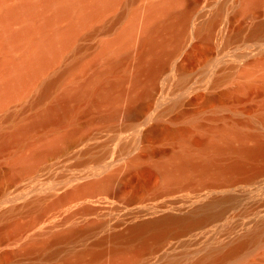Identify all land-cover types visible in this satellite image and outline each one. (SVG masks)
<instances>
[{
  "label": "rangeland",
  "instance_id": "rangeland-1",
  "mask_svg": "<svg viewBox=\"0 0 264 264\" xmlns=\"http://www.w3.org/2000/svg\"><path fill=\"white\" fill-rule=\"evenodd\" d=\"M12 1L14 0H9V2ZM157 1L120 0L112 9L100 15L99 18H96L91 25L86 26L87 28L84 27L83 30L81 29L78 36L61 51L56 60L40 76L31 81L18 94L6 96L7 98L4 97L3 102L1 101L0 139L9 135L19 125L32 120L42 110L50 107L51 104L53 105L58 102L56 99H59L60 94L65 88L72 85V83L75 81L82 82L89 77L95 68L102 67L106 57L98 56L97 58L98 53H100L99 51L102 49L101 45L103 44L102 46H104L106 41L115 39L117 34L121 33L128 25L129 20L133 17L132 15H135L133 13L143 14L145 11L143 9H146L149 4L156 3ZM245 2L244 0H185L183 3L184 6L182 5L181 8H191V10L188 9V17L190 19L186 17L187 21L183 22L186 27L182 24L183 29L181 28L180 31L181 33L186 31L187 34L182 33L179 35H182L183 38L187 37V40L186 38L183 40L181 38L182 36H179L180 40H178V37L177 42L174 40L167 46V51L171 52L180 41L182 51L180 49L173 57H165L167 59L164 58L166 62L163 59L162 67L159 69L161 72L163 71L162 69L164 71L163 73L159 71L160 75L157 72L158 74L155 77H158V79L154 78V81H147L150 84L146 85V83V86L143 84V90L138 89V87H136L137 89L130 88V81L127 80L125 83L127 90L121 96L119 105L117 106L118 108L113 110L112 113L105 107H91L90 100L85 99L77 105L75 110L62 123L37 125L31 130L25 141L20 143H7L0 146V198L2 199H0V209L2 208L1 211L7 210L6 213L9 212L8 214L12 216L7 214L8 220L10 219L12 222L13 218V222L15 221V225L17 224L16 226L18 227V231L15 230L18 234H16L14 229H11L15 232L14 236L11 237L8 233L10 232L12 234L14 232H11L9 228H12L14 224L12 222L11 225L9 224L11 227H9L8 223L10 222L8 220H4L3 222V219L7 218L6 213L5 215L3 214L5 218L1 216L3 219L0 218L2 221L0 224L7 223L4 225V228L8 227V230H0L2 232L4 231V235L6 234L4 236L0 232L2 236L0 238V264H113L114 261L111 260L112 257L108 249L117 248L120 244H123L121 241L125 245L128 243L126 245L127 247L131 244L130 246L132 248L137 246V249L142 247L143 250L139 248L140 251H138L139 249L135 250V248L132 249L129 246L131 248L130 250V248H124L126 247L125 245H120L119 249L123 246L121 248L122 252L125 250L124 253H131L134 250L136 255H133L132 252V257L139 256L141 259L135 260L137 257L135 259L134 257L132 258L130 253L126 255L122 254V256L119 253H115L116 257L118 255L120 256V258L117 257V261L118 259L121 260L123 256H129L128 258L134 259V264H169L170 261L171 264L173 263L172 261L176 264H193L198 260L197 257L201 256L202 258L207 255L206 253V255L203 254V251L210 253L215 249L220 250L222 247L224 248V245L227 247L229 243L231 244L232 240L235 241L239 236H245L251 230H254V227L255 229H264L261 228L264 227V174L258 172L259 167L264 166L263 160L254 162L258 167L255 165L253 168L251 167L240 172L237 171L231 173V175H194L187 184L177 185L170 191H163L164 187L168 185V181L162 173L156 168V171L154 169L155 163L157 164L158 161H161L165 157V154L169 153V149V151H173L178 147L175 142L169 139L172 131L177 128L180 129L189 123L191 125V122L193 123L191 125L192 127L193 125L195 127L198 123L199 126L201 125L200 127L204 128L203 130L202 128H198L199 126L197 124V129L193 128L195 131L201 129L200 131L202 133H207L213 127L212 125L214 123L212 121L214 120V122L218 123L219 120L220 122L221 119L219 117L222 115L226 116H223L224 121L220 122L222 124H227V121L230 123L232 120L230 124H235L236 126L241 118L243 119L242 124L241 122L238 123L237 127L240 125L239 128L244 131L248 132L250 130V133L259 132V136L264 135V123L261 120L259 121L257 117L262 113L259 111V103L257 102H260L261 94L264 96V72L262 71L264 63H261L264 60V45H262L263 48L261 47V44H264V27H260L264 23V0H261L256 5H250L248 0V3ZM243 5L245 8H243ZM139 10H141V13ZM38 21H41V19L39 18ZM213 23L214 25H218L219 29L211 33L212 25L210 24ZM22 24V21H15L14 24H11V27H16L17 29ZM140 24L138 21V28ZM64 26H66V22L63 21L58 25L59 28H63ZM184 28L187 29L184 30ZM47 30L48 28L45 31L46 34L52 32L51 28L49 32ZM208 30L210 33H208ZM254 30L255 32L253 33L252 31ZM138 34H136L137 38ZM209 34L213 35H211L212 38ZM248 35L249 37H247ZM253 36L255 40L258 39L259 41L253 40ZM261 36L262 41L260 39ZM247 38H251L250 41L249 39L247 41ZM138 40H134V45L137 46L134 48L132 44L133 49L131 51L132 47L130 48L131 53L128 56L129 58L125 59L115 72L106 75L104 80H112L120 76H130L132 74V68L135 65L134 63L141 49ZM185 40L187 42L183 43ZM254 44L258 45H256L257 48ZM0 50V57L4 58L9 55L8 53L4 54L5 51L2 54V49ZM9 53L15 58H20L23 55V48L20 52L17 49L15 52ZM260 56L263 59L262 61H260ZM256 59L260 60L257 61ZM171 60L175 62L171 63ZM1 62L0 68L3 69ZM96 62H98V65H96ZM248 62L252 66H249L250 64L248 65ZM258 62L263 65V68L259 67L260 64ZM254 63L256 65L259 64V66L253 65ZM166 65L170 66L166 67ZM87 67L89 71H86V69L88 70ZM84 69L85 72H83H87L85 76L81 73ZM246 69L247 73H244ZM1 71L3 72V70L0 69V76H3ZM2 78L0 77V82ZM72 78L74 79L71 81ZM54 79H56V82L47 92H44L45 84ZM148 86H152L155 91L152 87L149 88ZM146 87L153 91L149 90L152 92H148ZM139 90L141 91L139 92ZM143 92H145L144 94L146 96H144ZM137 93L142 98L138 97L139 95ZM132 96H137L139 99H135L137 97L133 98ZM151 96L153 97L151 98ZM130 98L133 99L131 104L133 102L135 104L134 100H137L136 104L133 105L135 111H137L135 115L127 117L125 112L131 106L129 103ZM255 98L258 100L257 102L254 100ZM141 102L142 104H138ZM255 104L257 106H254ZM250 110L252 112L254 111L253 113L255 114ZM241 113L242 116L246 114V117H242ZM230 114L232 117H230ZM234 114H236V118L233 117ZM248 114H252L251 117ZM209 115L210 117L211 115L214 118L216 117V119L211 117V120ZM227 115L230 121L224 119L227 118ZM255 115L256 117L252 118ZM238 116L240 117L238 118ZM198 119L202 120L201 124ZM205 119H210L211 121H205ZM257 121L259 124L255 123ZM220 123H215L214 125L218 126ZM207 124L209 125V130L207 129ZM244 124L245 126L249 125V128L251 127L252 129L248 127H244V129L242 127ZM153 125H155V128ZM157 125H160V127ZM170 130L172 131L170 132ZM72 131L74 132L72 133ZM59 133H72L73 136L76 133L74 138L68 136L67 143L65 142V145L63 144L62 150L65 149V146L67 148L69 146L68 149L66 148L62 152L59 151L60 153L58 152V155L56 153L51 158L48 156L46 160L44 158L38 159L39 161L36 160V164L39 162L37 164L38 167L35 168V171L33 170L34 172L30 171L28 174L24 173L30 169L19 168L17 165H13V160L14 158L16 159V156L18 157L22 154L27 155L33 148L41 150L45 147L43 144L46 143L45 141L50 140L54 135H59ZM198 133L200 132H196V134ZM257 133L256 135H258ZM75 138L76 140L80 138L79 141H76L78 142L77 144L76 142H71L73 139L75 141ZM69 139L71 144L73 143L72 145L69 143ZM249 140L250 142L252 141L251 139ZM249 140H247V143ZM159 151L161 153L164 152V154L161 155ZM13 168H16L15 170L17 171L19 169V172L16 171V177H13L15 175V170H12ZM11 171L14 174L12 173V178L9 179ZM94 172H96L94 175L82 178ZM246 172L248 173L246 174ZM243 173L244 177H241ZM249 173L253 174L251 178ZM94 180H102L106 181V183L93 195L76 196L68 198L59 204H55L58 196L71 190L76 184ZM155 187L156 189H154ZM7 188L8 194L5 192ZM159 189L160 192H156ZM1 192L5 197H2ZM197 194L202 195L198 200L200 210L198 217L192 224L202 220L200 226L168 224L159 225V227L158 225H153V228L157 227L156 230L150 227L147 228L151 231L148 229L146 231L135 230L138 232L141 239L137 237L140 240L134 238L136 235L132 237L137 232L134 233V231H131L133 224L128 219L138 210L152 208L158 202L170 198L177 199L182 204L188 203ZM32 206L37 207V210ZM44 207L49 208V210L46 208L48 210L47 212L45 210L46 214L43 210L45 209ZM87 207H89V210H87ZM38 209L42 211L41 213L43 215L38 212ZM10 210H12L11 213ZM38 214L40 217H43L36 223L39 216L35 220V215ZM33 219L36 224H33V221H31ZM20 223L23 225L27 223V226L28 223L29 225L32 223L33 226L31 224L28 228L25 225L21 226ZM115 223L121 224L118 226ZM20 227L22 229L19 230ZM24 227L28 229H24ZM88 227L91 230L89 236L88 232L86 233L87 235L85 233L83 235V230L88 229ZM4 228L2 227L1 229ZM70 228L71 230L72 228L76 230L80 229L76 234L77 236L67 237L66 234H63L64 232L68 234L70 230L68 232L66 231ZM127 228L130 229L127 230ZM135 228L137 227L135 226ZM23 229L24 233L21 234ZM124 230H127L126 234ZM19 231L21 232L20 236ZM81 231H83L82 235L85 238L87 237L86 239L82 238V241ZM131 232L132 235H130ZM58 233L64 239L62 237L60 238L64 241L66 240V242H63L62 239V242H59V239L55 240L54 244L52 242L50 243L53 240L51 236L53 234L55 236ZM107 233H111L109 234L110 238ZM144 233L148 239L143 236ZM113 234L115 237L117 234L120 236L121 234L122 236L125 234V239L131 236L128 238L130 241L126 239L128 241L125 242L124 238L120 239L121 237L117 235L119 241L117 240L115 242L114 239H118V237L115 238ZM63 235L68 239H65ZM102 235L107 236L109 242L107 237ZM100 236L107 241L103 239H101L103 243L100 241V245L102 246L103 244V248H101L103 250L105 249V252L99 259L95 261L86 258L80 261L75 260L73 256L75 254L74 252L79 251L80 248L82 250L85 246H92L95 243V239L99 240ZM69 238H74L73 240L75 238L80 239L81 242L77 240L78 242L75 241L77 242L75 243ZM110 239L113 241L111 240L112 242H110ZM31 240H38L39 242H34L39 243V245L40 243L44 244V242L40 241H45L47 242L45 243L47 246L45 245L46 247H44L41 246L42 244L40 246L36 244L40 249L36 246L35 249H38L37 251L35 250L34 252L33 250L31 251L32 253L27 252L25 247ZM67 240L72 241L74 244ZM144 241L148 242L145 243ZM84 242L85 244H82ZM107 242L113 243V245L111 244L112 248L109 246L110 248L108 247L106 250L107 246L105 244H108ZM114 242L118 245L116 246ZM206 242H209L208 246ZM71 244L75 245L76 251L72 249L74 247H71L73 246ZM81 244L84 247H81ZM145 244L148 246L145 247ZM152 244L153 246H151ZM216 244H218V248ZM155 245H159L160 249L152 253L150 250H153L156 247ZM145 249L149 251L146 250L147 252H145ZM116 251L119 252L117 249ZM135 251L139 254H148L139 255ZM7 252L13 253L7 254ZM131 262L133 264L132 260ZM220 264H264V232L255 240L249 241L237 257Z\"/></svg>",
  "mask_w": 264,
  "mask_h": 264
},
{
  "label": "bare ground",
  "instance_id": "bare-ground-1",
  "mask_svg": "<svg viewBox=\"0 0 264 264\" xmlns=\"http://www.w3.org/2000/svg\"><path fill=\"white\" fill-rule=\"evenodd\" d=\"M119 1L120 0H14L12 2H9V0H0V49H2V54L4 53L3 51H5L4 54H6V53L9 54V55L5 56L4 58L0 57V60H1V58L3 60V61L1 60L2 62L0 61L2 63L1 66L3 67V69L0 68L1 70H3V72L1 71V74L3 73V76H0V77H3L2 81L0 82V103H1V101L3 102V99L7 98L8 96L18 94L31 81H33L35 78L40 76L56 60V58L59 56L61 51L63 49H65L68 46V44L71 43L78 36L81 29L83 30L84 27L87 28L86 26L91 25V23L94 20H96V18H99L100 15H102L106 11L112 9ZM248 1H249L250 5H256V4L260 3L261 0H248ZM184 2H185V0H158L156 3L154 2L153 4H149L146 9H143V11L145 10L143 12V14L141 13V10H139L140 13L142 14L141 18H140L141 14L139 15L138 13L137 14L133 13L135 15H132L133 17L129 20L128 25L125 27V29L123 31H121V33H118L119 35L117 34V37L115 39L113 37H112L113 40L110 38L112 41L111 40L109 41L107 39L108 42L106 41L104 46H102L103 44L101 45L102 49H101V51H99L100 53H98L99 55H97V58H98V56L106 57L105 62L102 61V62H104L103 66L99 67V68L98 67L95 68L94 71L91 72L89 77H87L82 82H76L75 81L74 83H72V85L65 88V90L60 94L61 95L60 98L56 99V100H58V102H56L53 105L51 104V106L49 105L50 107H47V108L45 107L46 109L42 110V112L38 113L37 116L34 117L32 120H30L29 122L27 121L26 123H24L22 125H19L9 135L0 139L1 140L0 146L5 145L7 143H20L22 141H25L27 139L28 135L30 134L31 130L37 125H47L49 123H58V124L62 123L75 110L77 105L85 99L90 100V106L91 107L92 106L105 107L108 109V111L110 113H112L113 110L118 108L117 106L119 105V100H120L121 96L123 95V93L127 90L125 88L126 87L125 83L127 80L130 81V86L128 85L130 88L138 87V89L143 90L142 87L144 88V86L150 84V82L147 83V81H150V80L154 81V78L158 79V77H155V76L158 73H159L158 75H160L161 70L159 68L162 67L161 64H163L162 61H164L166 59L165 57H167V56L173 57L181 49L180 48L181 47L180 41L178 42V45H176L171 52L167 51V46L170 45L174 40H176V42L178 40H180L179 36H182V35H179V34H182V33L187 34L186 31H184L182 33L180 32L181 28L183 29V27H182L183 22L187 21L186 17H187V19L188 18L190 19V17H188V9L191 10V8L190 7L188 9L187 8H183V9L181 8V6L183 5ZM244 2H245V0H244ZM246 2H247V0H246ZM248 5H247V7H248ZM243 8H245L244 5H243ZM253 12H254V9H253ZM255 14H256V12H255ZM251 17H253V16H251ZM39 18L41 19V21H38ZM139 18L141 19V24H140ZM15 21L16 22L17 21L23 22V24L21 26H19L20 28L17 27V29H16V27H13V28L11 27V24L12 23L14 24ZM62 21L66 22V26H64L63 28H59L58 25ZM138 21L140 24L139 28H138ZM189 22H190V20H189ZM214 23H215V21H214ZM214 23L210 24V25H212V29H211L212 32L211 33L215 32L214 30L219 29V26L214 25ZM187 26H189V25H187ZM260 27L263 28L264 23H262V26H260ZM47 28H48V30H47L48 32H49L50 28L52 29V32L46 34L45 31ZM137 29H138L139 34H138V32L136 33ZM186 29L184 28V30H186ZM252 32L254 33L255 30ZM208 33H210L209 30H208ZM136 34H138L139 40H138ZM255 34H257V33H255ZM258 34H259V32H258ZM258 34H257V36H258ZM206 35H207V32H206ZM209 35L212 38L213 35L212 34H209ZM252 35H254V34H252ZM260 35H261V31H260ZM260 35H259V37H260ZM254 36L257 37L256 35H254ZM207 37L209 39H211L209 36H207ZM247 37H249V35ZM255 37L253 40H255ZM135 38H137V39H135ZM177 38H178V40H177ZM181 38H183V36ZM185 38L187 40V37H185ZM185 38H183V40ZM204 39H205V36H204ZM248 39L249 38H247L246 40L248 41ZM250 39H249V41H250ZM260 39L262 41V36ZM134 40L139 41V44H140L139 46L141 49H140V53L138 54L137 60L135 61V63L133 62L135 65L132 68V71H133V72H131L132 74L130 76H120V77H118L116 79H112V80H104V77H106V75L115 72L117 70V68L122 64V62L125 59L129 58L128 56H130L129 54L131 53L133 46H134V48L137 46V45L136 46L134 45ZM186 40L183 41V43L187 42ZM256 40H258V39H256ZM132 44H133V46H132ZM262 45H264V44H261V47H262ZM255 46H253V47L255 48ZM257 46H256V48H257ZM20 48L21 49L23 48V55L20 58H17V57L15 58V57L11 56V54L9 53V52L13 53L17 49H18V52H20L21 51ZM130 48H131V51H130ZM183 50H184V48H183ZM181 51H182V49H181ZM185 52H186V50H185ZM16 53H17V51H16ZM258 55H261V54H258ZM166 60H165V62H166ZM172 60H171V63H174L175 61L172 62ZM256 60L259 61L260 59L259 60L256 59ZM256 60H255V62H256ZM262 60L263 59L261 57L260 61H262ZM99 61H100V59H99ZM253 62H254V60H253ZM253 62H251V63H253ZM96 63H97L96 65H98V62H96ZM167 63H164V64H167ZM261 63H264V60ZM249 64L250 63L248 62V65ZM259 64L256 65L254 63L253 65L259 66ZM94 66H95V64H94ZM167 66L168 65H166V67ZM249 66H252V64H250ZM259 67L263 68V65L260 64ZM163 68H165V67H163ZM85 69L82 70V72H81L84 76L87 73V72L84 73ZM247 69L244 73H247ZM263 69H262V71L264 72ZM162 70L164 71V69H162ZM254 70H252V71H254ZM86 71H89V68H88V70L86 69ZM163 71L161 73H163ZM242 71H244V70H242ZM242 71H241V73H242ZM81 73H79V74H81ZM248 73H249V71H248ZM79 74H78V76H80ZM249 74H251V73H249ZM83 75H82V77H83ZM78 76H77V78H79ZM263 76H264V73H263ZM73 79L74 78H72L71 81ZM156 79H155V81H156ZM55 82H56V79L48 81L44 86V92H47L49 90V88ZM143 84H144V86H143ZM148 87L151 88L152 86L151 87L148 86ZM148 87H146V90L148 92H150L149 90H152V89H148ZM141 90H139V92ZM153 90H154V88H153ZM145 92H143V94ZM137 94H135V95H137ZM138 95H139L138 97L142 98V96L140 94H138ZM261 95H262V97H261L262 99L261 98L259 99L260 102H257L258 101V100H256L257 98H255L254 100H256V102L259 103L258 104V107L260 108L259 111L262 112L257 117L259 118V121L261 120L264 123V96H263V94H261ZM144 96H146V95L144 94ZM132 97L134 98L137 96H132ZM138 97L135 99H139ZM152 97L153 96H151V98ZM131 101H133V99L130 100V102H129L130 104H131ZM134 101L136 104L137 100H134ZM144 102H145V100H144ZM252 102H253V100H252ZM135 104L133 102L131 104V106L128 108V110L126 109L125 114L127 117H131L132 115H135V112L137 111V110L135 111V108L133 107V105H135ZM138 104H142V102L138 103ZM256 104L254 106H257ZM254 106H253V108H254ZM254 109H256V108H254ZM242 113H241V116H242ZM239 114H237V115H239ZM253 114H255V113H253ZM248 115H250V114H248ZM251 115H250V117H251ZM214 116H215V114H214ZM214 116L211 115V117H213V118H214ZM223 116L224 115L219 117L221 119L220 122L224 121ZM244 116H242V117H244ZM211 117L209 115L210 119H211ZM224 117H226V116H224ZM230 117H232V115ZM233 117L236 118L237 117L236 114H234ZM239 117L240 116H238V118ZM247 117H249V116H247ZM253 117H256V115L252 116V118ZM214 119H216V117ZM224 119H228V115H227V118H224ZM247 119H249V118H247ZM206 120L207 119H205V121ZM209 120H207V121H209ZM228 120L230 121V119H228ZM198 121H200V124H201L202 120L198 119ZM231 121H230V123H232ZM235 121H236V119H235ZM242 121H243V119L240 118V121L238 123L241 122V124H242ZM220 122L218 120V123H220ZM212 123L218 124L217 122H214V120L212 121ZM230 123L227 121V124L220 123L218 126H215L213 124L212 128L210 125V128H211L210 130L208 129L209 128V125H208L209 123H208L207 124L208 127L206 125H204L209 130L208 131L205 128L208 131L207 133H204V132L202 133L200 131L201 129L199 131H195L193 128H196V125L198 123L195 125V127H194V125L192 127L191 126L193 124L192 122H191V125H189L190 124L189 123L180 129L177 128L174 131L170 130V132L172 131V133L171 134L169 133L170 134L169 139H171L173 142H175L178 145V147L176 145L177 149L175 148L176 150H173V151H169L170 150L169 149L168 150L169 153H166L165 157L161 161H158L157 164L155 163V167L153 166L154 169L156 168L160 173H162V175H164V177L168 181V185L166 187H164L163 191H170L177 185L187 184L194 175H200V176H205L208 174H215V175H229L230 174L231 175V173H234L237 171L240 172V171L246 170V169L251 168V167L253 168L255 165L257 166V164H254V162H256L258 160H263V162H264V135L259 136V132L258 133L256 132L258 134V135H256V133L253 132L252 130L251 131L253 133H250L249 132L250 130L248 132L244 131L243 129L239 128L240 125H239V127H237L238 123L236 126H235V124L233 125ZM255 123H258V121ZM160 125H157V126L160 127ZM154 126L155 125H153V127ZM198 126H199V124H198ZM200 126L198 128H202ZM151 127H150V129H151ZM242 127L243 128L244 127L249 128V125L245 126V124H244V125H242ZM203 129L204 128H202V130ZM249 129H252V128L250 127ZM246 130H248V129H246ZM73 132L74 131H72V133ZM196 132H200V133H198L200 135L198 136V134H196ZM72 133H66V134H60L59 133V135H56V136L54 135L53 138L51 137V139L49 138L50 140H47V141H45L46 143H43L45 147L42 148L41 150H37V149L33 148V149H31V152L27 155L22 154L21 156H18V157L16 156V159L14 158V160H13L14 161L13 165H17V167H19V168L30 169L29 171L27 170L28 172L26 171L24 174H26V173L28 174V173H30V171L32 172L33 170L35 171L36 170L35 168L38 167L37 164H39V162L36 164V162H37L36 160H38V159L40 160L42 158H44L46 160V157L48 158V156H49L51 158V156L53 157V155H56V153L58 155L59 151L62 152L63 150H65L67 147L65 146V149L62 150V146L65 145L64 144L65 142L67 143L66 140H67L68 136H70V137L72 136L71 138H74L76 135V133H75L73 136ZM70 139H69V143L71 144V142H76L77 140L79 141L80 138H77V140L75 138V141H73L74 140L73 139L71 142H70ZM249 139L252 140L251 141L252 143L250 142ZM81 140H83V139H81ZM81 140H80V142H81ZM247 140H249L248 143H247ZM191 141L193 142V145H192ZM249 142H250V144H249ZM77 143L78 142H76V144ZM190 143H191V145H190ZM68 148H69V146H68ZM80 149H82V148H80ZM163 154H164V152L161 153V155H163ZM43 160H41V161H43ZM15 169L13 168L12 170H15ZM156 169H155V171H156ZM16 171L17 170H15V175H13L14 172L11 171L9 179L12 178L11 177L12 175H13V177H16V173L19 172V169L17 172ZM258 172H262L264 174V166L259 167ZM20 173H22V172H20ZM95 173L96 172L91 173V174L86 175L82 178L89 177L91 175H94ZM247 173L248 172H246V174ZM252 173H249L250 175L248 174L250 176V178L254 174V173L253 174ZM254 176H255V174H254ZM241 177H244V173H243V175H241ZM13 179H12V181H13ZM164 181H165V179H164ZM105 183H106V181L94 180V181H89L87 183L76 184L75 186H73V188L71 190H68L65 193H63L62 195L58 196L56 198L55 204H59L61 202H64L68 198H73L76 196L82 197L84 195H93L97 190H99L101 187H103L105 185ZM10 184H11V182H10ZM10 184H9V187H10ZM156 186H157V184H156ZM7 187H8V184H7ZM154 189H156V187ZM7 191H8V188L5 192H7ZM153 191H155V190H153ZM156 192L159 193L160 189L157 190ZM6 194H8V192ZM2 195H3V193H2ZM195 196H197V195H195ZM195 196H193V197H195ZM2 197H5V196L3 195ZM149 197H150V194H149ZM32 207H34L35 209L37 208L35 206H32ZM32 207H30V208H32ZM5 208H7V207H5ZM34 208H32V209H34ZM46 208L43 209L44 212H45ZM87 208L86 209L89 210V207H87ZM1 209H0V211H1ZM47 209L49 210V208H47ZM92 209H94V208H92ZM40 210H41V208H40ZM48 210H46V212ZM3 211H1V214H0L1 219H3L1 216H3V214L5 215L7 210L4 212ZM11 212H12V210H10V213ZM38 212L41 213L42 211H39V209H38ZM46 212H45V214H46ZM8 213L9 212L6 213V217L9 215ZM9 216H11V214ZM35 216H36V218H35V220H36L37 216H39V214L35 215ZM3 217L5 218V216H3ZM11 217H9V218H11ZM39 217L36 220V223L43 216H41L40 218ZM33 218H34V216H33ZM1 219H0V222H2ZM4 220L7 221L8 217L3 219V222H4ZM9 220H8V222H10V223H8V226H9V224L10 225L12 224L13 218H12V222H11V220L10 221ZM31 221H33V224L35 223L34 219ZM31 221H29V222H31ZM5 224H7V223L0 224V226L2 225V227L4 228ZM13 224L15 225V221L13 222ZM20 224H21V226H24V225L27 226L26 225L27 223H25L24 225L22 223H20ZM33 224H32V226H33ZM115 224H118V226H119V224H121V223H115ZM115 224H114V226H116ZM201 224H202V220H199L195 224L189 223L188 225L198 227ZM14 225H13L14 228L13 227L9 228L11 232H14L15 230L18 229V227L16 226L17 224L15 225L16 227ZM30 225L28 223V226H30ZM154 226H157V225H154ZM9 227H11V226H9ZM27 227H24V229H26ZM147 227L148 226H138L137 228H135V226H133V229L131 231L132 232L134 231V233H135V232H137L135 230H141V231H143V230L146 231L147 229L150 230ZM1 228H0V230H5V229L8 230V227H6L4 229H1ZM150 228L152 229L153 226L152 227L150 226ZM156 228H153V230L154 229L156 230ZM261 228H264V227H261ZM11 229H14V231ZM20 229H22V228L20 227L19 230ZM24 229H23L22 233L19 231V236H20V233L21 234L24 233ZM129 229L127 228V230H129ZM253 229L254 230H251V232L248 231L249 233L246 232L247 234L245 236L242 235L243 236V237L241 236L242 238L239 236L237 238V240H235V241L232 240L233 242L231 240H229V241H231V244L229 242L228 243L230 245L228 243H226V244H228L227 247L224 245V248L222 247V249L216 250L215 248L216 247L218 248V244H216L217 246L214 248L215 250H213L212 252L208 253V252L203 251L204 252L203 254L206 253L207 255L205 254L206 256H204L202 258H201V256L197 257L198 260L196 262H194L193 264H220V263H223L225 261H228L230 259L237 257L238 254L244 249V247L247 245V243L249 241L255 240L261 233L264 232V229L263 230L260 228L255 229V227ZM7 230H6V232H7ZM78 230H80V229H78ZM78 230H76L74 228H72V230H71V228H70L66 231V232L69 231L68 234L65 232L63 234L64 235L66 234L67 237H71V236L73 237L77 234ZM89 230L90 229L88 227V229L83 230L84 232L81 231L80 233L82 235V232H83V235H84V233H85V235H87L86 233L88 232V236H89V232H91V230L90 231ZM160 230H162V229H160ZM126 231H125V234H126ZM0 232H2V231H0ZM15 232L12 234L10 232L9 233L7 232V233H8V235H10L12 237V236H14ZM119 232H117V233H119ZM128 232L130 233V231H128ZM132 232L130 235H132ZM147 232H149V231H147ZM2 233L4 235V231ZM113 233H115V232H113ZM122 233H124V232L122 231ZM162 233H164V232H162ZM16 234H18V233L16 232ZM109 234H111V233H107L108 237L110 238ZM137 234H138V232L135 233L134 235H132V237H134L136 235V237H134V238H138V237L140 238L139 234L138 235ZM78 235H80V234H78ZM113 235H111V237H113ZM117 235L120 236L119 234H117ZM117 235H116V237H118ZM124 235L122 236V234H121L120 239L124 238L125 237ZM127 235H129V234H127ZM141 235H143V234H141ZM145 235L146 234L144 233L143 236L145 237ZM158 235H160V234L158 233ZM82 236H81V241H82V238H84V239L87 238V237L85 238L84 236L83 237ZM90 236H92V235H90ZM102 236H104V235H102ZM102 236L99 237L100 238L99 240L95 239V243L91 242V243H93L92 246L91 245L85 246L86 247L85 248L84 245L82 246V244H85V242L82 243L81 247H84L85 249L83 248L81 250V248H80L79 251H76L75 245H73L74 244L73 242H75L77 240L80 241V239H76L77 237L75 238V240H73L74 238H69L70 240L71 239L73 240V242L71 241L73 243V244H71V245H73L71 247H74L72 249H75L74 251H76V252H74L75 254L73 253L75 260L80 261V260H84L86 258V259L95 261V260L99 259L103 255V253L105 252L104 251L105 249L104 250L102 249L103 244H102V246L100 244L103 243L102 242L103 240L107 241L109 239L107 236H104V237H107V240L105 238L103 239ZM143 236H141V237H143ZM200 236L202 237V235H200ZM1 237L2 236L0 235V238ZM7 237H9V236H7ZM60 237H62V236H60L59 233L55 236L53 234L51 236V238L54 241L49 239V240H51L50 243L52 242L54 244L55 240H59V239H60L59 242H62V240L64 238L62 237L63 238L62 239ZM64 237H65V239L67 238L66 236H64ZM114 237H115V235H114ZM129 237H131V236H129ZM129 237H127L126 239H128ZM145 238L148 239V237H145ZM239 238H241V239H239ZM101 239H103V240L101 241ZM126 239L124 240L125 242L129 240V239L128 240H126ZM149 239H150V237H149ZM153 239H155V238H153ZM153 239H152V241H153ZM111 240L112 239H110V242L113 241V240L112 241ZM114 240H115V242L117 240L119 241V237H118V239L116 238ZM34 241H36V240H34ZM34 241L31 240V242L28 243V245H26L25 250L27 252H31L33 250L35 252L36 246L39 247L42 244V243H40V245H39V243H35ZM100 241H101V243H100ZM131 241H133V240H131ZM36 242H39V241L37 240ZM40 242H44V244H42L41 246H44V247L47 246V244H45L47 242H45V241H40ZM63 242H66V240L65 241L63 240ZM68 242H70V241H68ZM77 242H75V243H77ZM108 242H109V240H108ZM115 242H114V244H116ZM121 242L123 244H120V243L119 244L124 246L125 243L123 241H121ZM133 242H135V241H133ZM144 242L146 243L148 241H144ZM144 242H143V244H144ZM187 242H188V240H187ZM157 243H159V242H157ZM208 243H207V246H208ZM223 243H225V242H223ZM36 244H38L39 246ZM108 244H110V245H108ZM108 244H105L107 246L106 250L108 249L109 246H111V244L113 245V243H108ZM127 244L128 243H126V245ZM149 244H151V243H149ZM155 244H156V242H155ZM50 245H52V244H50ZM117 245L118 244H116V246ZM120 245L117 248L116 247L112 248V246H111L112 249H108V250H110L109 253L111 254V257H112L111 260L114 261L113 264H131L132 263L131 260L133 261V264H134V259L137 256H133L134 259L128 258L129 256H123L121 258V260L120 259H118V261L116 260L117 257L120 258V256L118 255L116 257L115 253L116 254L119 253V254H121V256H122V254L126 255V254L130 253V252L124 253L125 252L124 249H123L124 251L122 252L121 248H123V246L119 249ZM98 246H100V247H98ZM129 246L128 247L126 246L124 248L129 249L131 247V246L130 247ZM146 246H148V245L145 244V247ZM151 246H153V244ZM221 246H223V245H221ZM136 247H134L135 250L137 249ZM131 248H130V250H131ZM134 248H132V249H134ZM139 248L141 249L142 247H139ZM205 248H207V247H205ZM210 248H212V247H210ZM39 249H40V247H39ZM116 249L119 252H117ZM140 249L138 251H140ZM159 249H160L159 245H157L153 250H150V248H149V250L152 251V253L157 252ZM142 250H143V248H142ZM142 250H141V252H142ZM146 250H148V249H145L144 251L147 252ZM26 251H25V253H26ZM126 252H127V250H126ZM132 252H133V255H136L134 253V250L131 251V253ZM135 252H137V251H135ZM12 253L13 252H7V254H12ZM27 254H30V253H27ZM137 254H139V253L137 252ZM142 254L144 255V254H148V253H142ZM142 254H139V255H142ZM130 256L132 257V254ZM7 259H9V258H7ZM140 259L141 258H139V256H138L135 260H140ZM193 260H194V258H193ZM138 262H135V263H138ZM172 262H173L172 264L175 263L174 261H172ZM169 264H171V261Z\"/></svg>",
  "mask_w": 264,
  "mask_h": 264
},
{
  "label": "water",
  "instance_id": "water-1",
  "mask_svg": "<svg viewBox=\"0 0 264 264\" xmlns=\"http://www.w3.org/2000/svg\"><path fill=\"white\" fill-rule=\"evenodd\" d=\"M201 194H197L188 203H180L177 199H165L158 202L152 208L138 210L128 220L133 226L153 225H186L192 223L200 210L198 203Z\"/></svg>",
  "mask_w": 264,
  "mask_h": 264
}]
</instances>
